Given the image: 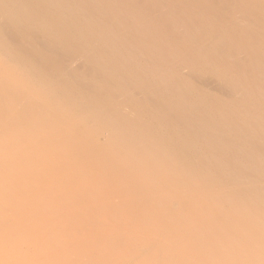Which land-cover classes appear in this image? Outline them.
Segmentation results:
<instances>
[{
    "label": "bare ground",
    "instance_id": "obj_1",
    "mask_svg": "<svg viewBox=\"0 0 264 264\" xmlns=\"http://www.w3.org/2000/svg\"><path fill=\"white\" fill-rule=\"evenodd\" d=\"M0 264H264V0H0Z\"/></svg>",
    "mask_w": 264,
    "mask_h": 264
}]
</instances>
